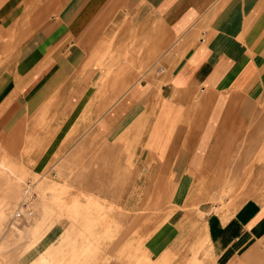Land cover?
<instances>
[{
	"label": "crops",
	"instance_id": "0c3cea01",
	"mask_svg": "<svg viewBox=\"0 0 264 264\" xmlns=\"http://www.w3.org/2000/svg\"><path fill=\"white\" fill-rule=\"evenodd\" d=\"M137 1L162 30L151 33L157 35L158 47L168 42L161 34L171 41L161 70L154 81L131 87V75L120 80L108 77V114L92 107L84 111L87 122L83 126L94 125L108 136L104 156L108 155V179L123 181L117 193L120 205L137 212L148 205L150 210L178 208L168 225L147 237L143 264H264V201L249 199L230 215L224 210L210 213L198 224L194 217L185 218L182 210L183 205L208 196L209 189L224 180L220 165L229 162L225 153L233 147L228 138L264 104V0ZM38 2L41 5L36 7ZM111 2L0 0V19L7 11L10 19L12 13L24 16L31 11L25 19L39 28L35 40L40 56L37 53L26 63L24 80L15 84L20 89L28 82L35 84L34 89L38 81L43 87L61 84L58 117L70 128L73 118L82 115V101L92 95L95 99L92 89L99 74L87 70L67 91L66 85L74 80L66 81L62 70L66 62L74 68L84 64L80 42L86 34L81 25L89 19L93 28L97 20L108 19L103 14ZM34 20L36 25H32ZM104 34L108 35L107 29ZM70 44L66 59L63 51ZM32 69L36 71L30 75ZM53 69L59 70L54 74ZM53 92L42 93L50 96ZM126 139L127 144L123 143ZM85 142L92 144V140ZM206 180L208 186L201 187L199 181ZM199 210L208 212L203 204ZM203 243L206 253L198 251ZM121 254L112 252V258L123 259Z\"/></svg>",
	"mask_w": 264,
	"mask_h": 264
},
{
	"label": "rangeland",
	"instance_id": "374dc122",
	"mask_svg": "<svg viewBox=\"0 0 264 264\" xmlns=\"http://www.w3.org/2000/svg\"><path fill=\"white\" fill-rule=\"evenodd\" d=\"M9 15L7 11L0 19V264H143L144 242L160 226L168 225L178 208L166 205V211L150 210L148 205L137 212L119 204L117 193L123 181L108 179V155L104 156L108 136L94 125L83 126L87 122L84 111L96 107L99 113L108 114V77L120 80L131 75L133 82L128 87L154 81L171 45L169 37L161 34L168 42L159 48L157 35L151 33L162 30L137 0L108 3V13L103 14L108 19L97 20L93 28L86 20L80 28L86 34L80 42L84 64L74 68L66 62L62 73L66 81L74 80L66 85L67 91L89 69L99 76L92 89L95 99L92 95L82 101V115L73 118L70 128L58 117L57 88L61 84L43 87L38 81L35 89L30 82L21 89L15 84L26 75V63L37 53L40 56L35 40L39 28L31 27L23 12L12 13L16 17L12 19ZM72 45L63 51L66 59ZM58 70L53 69L54 74ZM35 76L39 79L41 74ZM48 90L54 92L50 96L42 93ZM232 134L228 138L232 150L225 153L229 162L219 164L224 180L210 188L208 196L192 200L191 206L183 205L185 218L194 217L197 224L210 213L224 210L230 215L249 199L264 201V104ZM207 181H199L201 187L208 186ZM28 183L35 193V218L29 224L14 222V211ZM201 204L208 212L199 210ZM115 251H122L123 259L112 258ZM198 251L206 253V244H200Z\"/></svg>",
	"mask_w": 264,
	"mask_h": 264
},
{
	"label": "built area",
	"instance_id": "2783aa9c",
	"mask_svg": "<svg viewBox=\"0 0 264 264\" xmlns=\"http://www.w3.org/2000/svg\"><path fill=\"white\" fill-rule=\"evenodd\" d=\"M34 196L33 186L28 183L24 187L23 199L14 211V222L29 224L35 218V210L33 209Z\"/></svg>",
	"mask_w": 264,
	"mask_h": 264
}]
</instances>
